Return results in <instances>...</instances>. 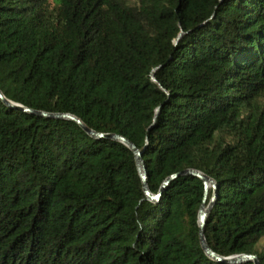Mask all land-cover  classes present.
<instances>
[{
  "label": "trees",
  "instance_id": "16d2710c",
  "mask_svg": "<svg viewBox=\"0 0 264 264\" xmlns=\"http://www.w3.org/2000/svg\"><path fill=\"white\" fill-rule=\"evenodd\" d=\"M0 90L126 138L154 195L208 176L209 248L264 264V0H0ZM204 199L150 202L125 145L0 100V264H224Z\"/></svg>",
  "mask_w": 264,
  "mask_h": 264
},
{
  "label": "water",
  "instance_id": "95a60500",
  "mask_svg": "<svg viewBox=\"0 0 264 264\" xmlns=\"http://www.w3.org/2000/svg\"><path fill=\"white\" fill-rule=\"evenodd\" d=\"M0 100L7 107H10L13 109H19L20 111H22L26 114H30V115H34V116H38V117H42V118H46V119H52V120H70V121H73L77 125H79L86 133H88L91 137H93L95 139L104 138V139L114 140V141L120 142L123 145H125L129 150L132 151V153L135 156L137 169H138L139 175H140L141 180H142L143 191H144V194H145L147 200H149L150 202L159 201L161 198L162 192L165 191V189L168 187V185L172 181L177 179L178 177L193 176L195 178L200 179L203 182L204 188H205V199H204L203 204L201 206L200 215H199L200 242H201V247L204 250V252L210 258L214 259L217 262H221L224 264H245V263L261 264L259 257L257 255L241 254V255H235L232 257L224 258V257L217 255L216 253H214L209 248V246L206 242V239H205V226L207 224V219H208V216L211 212L213 203L217 197V193H216L217 192L216 191L217 185H216L215 181L212 180L211 178H209L208 176H206L203 173L196 171V170H185L179 174H174L171 177H169L164 182V184L162 185L160 192L157 195H154L150 192L148 185H147V168H146V165L143 161V153L134 144L129 142L126 138L119 136V135H116V134L105 135V134L94 132V131L90 130L89 128H87L80 119H78L77 117L70 115V114H53V113H47V112H42V111H34L31 109L25 108L21 105L15 104V103L7 100L4 97L1 90H0ZM209 188H212L215 192L212 196V199H211L209 205H206V198L208 195Z\"/></svg>",
  "mask_w": 264,
  "mask_h": 264
},
{
  "label": "rangeland",
  "instance_id": "374dc122",
  "mask_svg": "<svg viewBox=\"0 0 264 264\" xmlns=\"http://www.w3.org/2000/svg\"><path fill=\"white\" fill-rule=\"evenodd\" d=\"M263 247H264V237L261 238V239L258 241L256 249H257L258 251H261V250L263 249Z\"/></svg>",
  "mask_w": 264,
  "mask_h": 264
}]
</instances>
